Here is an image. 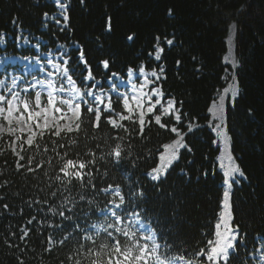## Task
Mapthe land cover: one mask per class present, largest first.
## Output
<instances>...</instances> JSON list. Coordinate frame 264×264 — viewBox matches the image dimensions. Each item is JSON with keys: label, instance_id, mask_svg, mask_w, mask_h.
<instances>
[{"label": "trees", "instance_id": "1", "mask_svg": "<svg viewBox=\"0 0 264 264\" xmlns=\"http://www.w3.org/2000/svg\"><path fill=\"white\" fill-rule=\"evenodd\" d=\"M71 4V27L59 32L51 20L45 26L43 18L45 12L50 17L57 13L53 0H0V33L5 38L0 55H35V50L29 46L18 49L20 37H27L32 44L40 38V52H47L49 48L53 50L59 44L71 51L73 45L78 44L92 65L99 87L107 89L108 73L99 61L110 60V71L121 77L125 76L128 67L142 63L155 67L148 55L153 36L161 32L169 38L174 36V45L165 47L162 58L167 79L161 81V85L166 96L171 95L183 102L181 133L187 132L186 125L190 122L195 126L192 133L184 136L191 151L180 150L179 160L157 190L140 173L156 166L164 146L177 137L153 125L147 132L150 139L146 142L136 140L133 147V155L151 152L147 161L141 160L135 178L147 189L145 208L149 210L148 219L155 221L159 217L161 228L171 233L165 238L175 241L178 246L170 255H176L180 245L191 253L198 245L203 246L206 239H213L215 224L222 212L224 174L218 164L220 149L212 131L209 109L227 84L226 71L230 67L224 62V56L230 26L235 25L234 56L240 67L233 72L240 95L234 103L227 102L225 124L231 154L247 179L241 178L240 183L231 189L233 223L241 225V230L247 232V247L241 246L240 257L248 264H255L251 253L259 246L258 241L264 240V0H86L84 6L79 0H71ZM242 7L243 11L240 10ZM169 9L173 12L171 17ZM106 15L113 17L111 33L102 30ZM132 32L136 33V40L128 42L126 36ZM176 61H180L179 68ZM107 133L105 127L103 132L95 135L100 137ZM92 135V129L85 127L75 151L82 154L92 149L93 142L89 139ZM0 146H4L3 140H0ZM104 147L107 151V146ZM5 160L8 161L7 167ZM13 161L11 153L0 156V173H3L0 184L4 180L9 182L6 189H0V195L5 197L0 203H8L15 213L0 219V233L9 225L19 227L25 224L34 214L25 201L31 198L43 202L49 195L42 173L36 174L37 178L17 173ZM47 171L51 173L52 169ZM103 171L101 166V176ZM122 172L109 165L107 178L97 179V188L109 183H126V175ZM38 185L44 189L42 192L35 191ZM79 191L77 183L73 195ZM87 196L92 198L91 191ZM108 198L97 196L95 206L102 207ZM83 208L91 215L88 205ZM20 209H23V215ZM40 219L42 217L37 215V220ZM95 221L93 216L91 222ZM32 227L29 247L35 251L23 253L25 264H59L71 249L72 242L51 255L42 253L44 236L38 234L40 229L35 222ZM54 235L59 239L63 233ZM20 255L19 251L0 243V264H16V257ZM232 264H240V261L234 259Z\"/></svg>", "mask_w": 264, "mask_h": 264}, {"label": "snow or ice", "instance_id": "2", "mask_svg": "<svg viewBox=\"0 0 264 264\" xmlns=\"http://www.w3.org/2000/svg\"><path fill=\"white\" fill-rule=\"evenodd\" d=\"M85 2L79 0L82 6ZM54 3L55 15L50 17L49 13H43L45 26L51 20L59 32H65L71 27V0H54ZM240 10L243 11V7ZM168 15H173L171 9ZM102 30L104 33L113 31L111 15L104 17ZM126 40L134 42L136 33L127 35ZM174 42V36L169 38L163 32L154 35L148 55L155 67L150 68L146 63L128 67L126 76L120 78L123 90L115 83L109 89L98 86L92 65L78 44L73 45L71 51L59 44L55 52L50 48L40 52V38L32 44L25 37L23 44L34 49L35 55H0V140L4 141L0 156L11 153L17 173L34 178L42 173L49 192L43 202L31 198L24 202L34 212L25 224L9 225L0 233V243L21 253L16 257V264H25L23 253L35 251L29 247L34 222L40 229L38 234L44 236L42 253L51 255L72 242L59 264L65 261L68 264H232L234 259L248 264L239 255L241 246L247 247V232L233 223L231 189L240 183L239 178L247 179L238 164H232L224 173L223 212L215 224L214 238L206 239L203 246L198 245L189 253L180 245L176 255H170L178 247L175 241L165 238L171 233L161 228L159 217L155 221L148 219L147 189L135 177L141 160L147 161L151 152L133 155L134 142L148 141L147 132L153 125L177 137L164 146L167 153L159 156L162 163L140 173L159 190L162 179L179 160L180 150L191 151L184 136L195 130L190 122L186 125L187 132L181 133L183 102L166 96L161 85V81L167 79L162 64L165 47H172ZM4 43V34L0 33V44ZM17 47L20 48L19 42ZM99 64L108 73L106 79L118 77L110 71V60H101ZM176 65L179 68L180 61H176ZM239 67V60H235L233 71ZM228 91L234 103L240 95L238 81ZM216 119L219 121L221 117ZM85 127L92 129L89 139L93 148L81 154L75 149L79 148L80 133ZM105 127L107 135L97 137L95 133L103 132ZM212 127L216 132L223 130L221 123ZM4 164L7 167L8 161ZM109 165L123 170L127 182L97 188V179L107 178ZM101 166L104 167L102 176ZM49 168L51 173L47 171ZM77 183L80 191L73 195ZM8 186L9 182L4 180L0 189ZM43 190L39 185L35 189ZM89 191L91 199L87 196ZM99 195L110 197L102 207L95 206ZM4 199L0 195V201ZM83 205L89 206L91 215L84 212ZM19 212L23 215V209ZM6 215L15 213L8 203H0V219ZM37 215L42 219L37 220ZM93 216L95 222H91ZM56 232H62V237L56 239ZM258 244L251 255L256 264H264V240Z\"/></svg>", "mask_w": 264, "mask_h": 264}, {"label": "rangeland", "instance_id": "3", "mask_svg": "<svg viewBox=\"0 0 264 264\" xmlns=\"http://www.w3.org/2000/svg\"><path fill=\"white\" fill-rule=\"evenodd\" d=\"M53 2H54V0H53ZM234 36H235V25H231L230 29H229V35L227 38V53L224 56V62L227 65H229V67H230L226 71L227 84H226V87L224 89H222L221 92L217 95L216 99L211 103L210 109H209V112L211 115V120H212V126H214L216 123L222 124V129H223L222 131H220V132L213 131V127H212V131L216 136V141H217V144H218L219 149H220V153L218 156V164H219V168L223 172V174L230 169V166L232 164H237L233 155L231 154V151H230L229 136H228L226 124H225L226 104L228 101H232L231 93L228 90L230 88H232L237 81L236 77L234 75V72H233V62L236 60L235 56H234ZM24 38L25 37L19 38L18 42H19L20 46H28V45L23 44ZM0 46L4 47V44H0ZM52 52H55V49H53ZM1 55H3V54H1ZM125 76H126V74H125ZM118 77H113L111 80H108L107 89L111 88L113 83H115L117 86H119V88L121 90L124 89V85L121 83V79H120L123 77H121V76H118ZM112 95H115V93H112ZM218 116L221 117V120H219V121L216 119ZM171 143H169V144H171ZM166 153H167V149L164 147L163 151L161 152L160 155H166ZM159 163H162V161H159ZM239 179H241V178H239ZM258 255H259V253H257V256Z\"/></svg>", "mask_w": 264, "mask_h": 264}, {"label": "bare ground", "instance_id": "4", "mask_svg": "<svg viewBox=\"0 0 264 264\" xmlns=\"http://www.w3.org/2000/svg\"><path fill=\"white\" fill-rule=\"evenodd\" d=\"M222 212H223V209H222ZM222 212H221V214H222Z\"/></svg>", "mask_w": 264, "mask_h": 264}]
</instances>
